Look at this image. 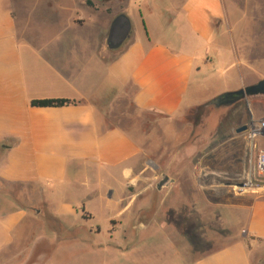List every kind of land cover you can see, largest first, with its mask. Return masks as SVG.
Instances as JSON below:
<instances>
[{
	"label": "crops",
	"instance_id": "obj_1",
	"mask_svg": "<svg viewBox=\"0 0 264 264\" xmlns=\"http://www.w3.org/2000/svg\"><path fill=\"white\" fill-rule=\"evenodd\" d=\"M120 15L132 33L113 51L107 38ZM225 19L224 0H0V183L23 190L18 200L0 186V264L8 253L13 264H150L129 248L150 227L122 221L145 156L113 111L131 89L139 111L178 118L250 85L235 47L223 46ZM220 69L240 82L212 87L211 71ZM52 99L77 104L32 106ZM114 192L123 193L107 230H84ZM248 201L238 206L248 216L230 245L195 260L175 248L178 258L167 252L158 264H253L251 248L264 242V198ZM45 208L58 227L52 236L34 231Z\"/></svg>",
	"mask_w": 264,
	"mask_h": 264
},
{
	"label": "rangeland",
	"instance_id": "obj_2",
	"mask_svg": "<svg viewBox=\"0 0 264 264\" xmlns=\"http://www.w3.org/2000/svg\"><path fill=\"white\" fill-rule=\"evenodd\" d=\"M224 2L223 46L230 52L235 47L242 64L248 68L246 73L251 80L248 86L255 85L264 80V0ZM135 25L140 28V24ZM220 70L211 71L215 78L212 87L236 86L240 82L241 76L235 71H232L234 77L228 78L223 77ZM131 91L127 100L120 101L113 112L121 111L122 117L114 120L119 119V125L128 130L145 156L143 167L146 172L137 191L128 194L129 202L135 203L134 207L122 220L124 225L143 220L150 227L138 245L129 246L135 258L138 255L144 263L158 264L160 256L167 252L178 258V250L187 259L195 260L227 247L241 234L242 223L248 216V212H242L238 206L249 205L250 195L264 198V178L259 176L253 180L252 190L239 193L240 185L249 176L250 167L246 141L237 133L238 128L248 125L253 118L264 119V95L246 98L229 108L207 110L204 104L190 109L181 117L170 118L139 111L132 101ZM259 147L264 149V140ZM222 169L227 172L219 171ZM164 174L176 178L177 183L158 191L157 184ZM0 186L20 200L23 192L20 186L1 183ZM122 193L114 192L112 196L108 193L102 203L104 206H97L95 221L87 223L84 230L98 226L106 231L109 217L117 213L115 207ZM142 207L144 213L137 215L135 212ZM38 220L40 225L34 223V231L45 232L49 236L58 231L46 208ZM163 224H170L168 231L161 232L159 227ZM181 237L185 238V243L178 239ZM24 249L25 246L19 252L20 256L24 255ZM251 249L253 264H264V242L260 241ZM10 255L8 253L1 264L15 263L9 261Z\"/></svg>",
	"mask_w": 264,
	"mask_h": 264
},
{
	"label": "water",
	"instance_id": "obj_3",
	"mask_svg": "<svg viewBox=\"0 0 264 264\" xmlns=\"http://www.w3.org/2000/svg\"><path fill=\"white\" fill-rule=\"evenodd\" d=\"M132 33V25L130 19L126 15L118 16L110 28L107 45L110 50L120 49L128 39H130ZM264 95V80L259 83L248 86L245 89L228 93L222 100H218L212 103L215 108H220L222 105L230 106L241 100L249 97H255ZM248 130V126L244 125L237 129L238 134H242ZM175 183V180L170 176L164 174L161 177L160 182L157 184V190L162 191L166 187H170Z\"/></svg>",
	"mask_w": 264,
	"mask_h": 264
},
{
	"label": "built area",
	"instance_id": "obj_4",
	"mask_svg": "<svg viewBox=\"0 0 264 264\" xmlns=\"http://www.w3.org/2000/svg\"><path fill=\"white\" fill-rule=\"evenodd\" d=\"M248 130L242 133L248 143V163L250 172L247 180L239 187V193L248 192L254 188L253 180L257 176L264 178V149L259 147V144L264 140V119H252L247 125Z\"/></svg>",
	"mask_w": 264,
	"mask_h": 264
},
{
	"label": "trees",
	"instance_id": "obj_5",
	"mask_svg": "<svg viewBox=\"0 0 264 264\" xmlns=\"http://www.w3.org/2000/svg\"><path fill=\"white\" fill-rule=\"evenodd\" d=\"M227 94H223L221 96H218L217 98H215V99L211 100L210 102H208L206 104V109L207 110L212 109L214 107V105H212V103L215 102V101L224 99ZM74 104H77V102L76 101H71V100H65V99L34 100V101H32V106L34 108H61V107H65V106H68V105H74ZM233 105L234 104H232L230 106L222 105L220 108H222V107H228L229 108V107H231ZM196 126H197V124H196Z\"/></svg>",
	"mask_w": 264,
	"mask_h": 264
}]
</instances>
